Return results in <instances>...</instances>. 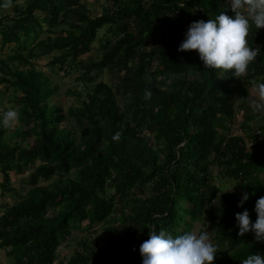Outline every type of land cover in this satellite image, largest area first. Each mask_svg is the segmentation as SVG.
Segmentation results:
<instances>
[{"label": "trees", "instance_id": "obj_1", "mask_svg": "<svg viewBox=\"0 0 264 264\" xmlns=\"http://www.w3.org/2000/svg\"><path fill=\"white\" fill-rule=\"evenodd\" d=\"M228 2L12 0L0 15V84L20 113L13 128L0 125V188L14 198L0 203L9 264H141L153 226L176 236L203 225L218 247L212 264L264 253V241L238 234L235 222L243 208L255 220L264 196V112L250 107L264 81V27L250 28L261 52L239 78L177 50L191 21L233 15ZM49 54L50 66L79 68L90 83L79 107L54 99L56 85L35 62ZM12 171H28L22 194ZM110 217L109 243L86 236L59 254L83 221L88 229Z\"/></svg>", "mask_w": 264, "mask_h": 264}, {"label": "clouds", "instance_id": "obj_2", "mask_svg": "<svg viewBox=\"0 0 264 264\" xmlns=\"http://www.w3.org/2000/svg\"><path fill=\"white\" fill-rule=\"evenodd\" d=\"M11 7L12 0L0 2V8ZM228 7L233 15L220 11L214 18L191 21L177 50H196L206 68L231 71L232 76L239 78L247 74L250 63L261 52L259 46L249 45L248 34L253 25L256 30L264 27V0H229ZM255 92L250 107L255 112H264V81L256 82ZM151 95V90L146 89L144 99H150ZM19 118L18 110L9 108L0 114V125L11 127ZM119 135L117 132L113 138L118 139ZM234 185L225 191H232ZM248 199L249 192H243L237 201L238 206ZM253 211L255 220L247 208L235 213L238 234L251 231L255 240L264 241V196L255 200ZM217 250L207 230L186 231L173 236L155 226L148 229V239L139 245L141 264H212ZM240 264H264V253L253 252Z\"/></svg>", "mask_w": 264, "mask_h": 264}, {"label": "rangeland", "instance_id": "obj_3", "mask_svg": "<svg viewBox=\"0 0 264 264\" xmlns=\"http://www.w3.org/2000/svg\"><path fill=\"white\" fill-rule=\"evenodd\" d=\"M14 3H12V7L9 9H0V15L11 13ZM105 31V28H102L100 30V33L102 34ZM45 34H41L40 37H43ZM6 49L3 51L0 50V56H5ZM1 58V57H0ZM51 58V55H46L43 58L37 59L35 62L36 64L45 72L46 75L49 76L51 82L56 85L57 89L55 92V100L60 99V104L67 109L70 106L79 107L81 104V101L83 98H85V89L90 90V83H86L80 79V76L82 75V70L79 68H67V69H61L58 65L50 66L49 60ZM100 78L103 80H106L108 83L113 84L115 81V77H112L108 73H103ZM98 80V78H97ZM87 85V86H86ZM115 87V85H113ZM3 85L0 84V96L2 99V106L5 110L9 108H14L15 102L12 100V94L10 91L8 92L6 89H4ZM4 91V93L2 92ZM18 122L15 124L17 125ZM14 125H12L10 128H13ZM234 127L239 125V122L234 123ZM241 130V129H238ZM28 174V171H25L23 175H17L13 171L10 172V182L12 185L20 191V193H24V189L26 186L22 183V179L26 177ZM2 180V176L0 175V181ZM218 182V181H217ZM219 184H221L223 190L228 189L232 186L233 182L229 179H223ZM14 198L10 197L9 194H2L1 188H0V203L2 202H12ZM117 227V219H113L112 217L109 218L106 222L96 224L94 227L86 228V221H83L80 228L72 229L70 236L68 237L67 243L70 245L67 247H60L58 252L60 255L64 254L69 256L73 250L76 248V242H78L80 239L85 238L88 236V238L94 237V239L99 241H105L110 242L111 241V234L108 230L109 227ZM196 232L199 231V226L197 225L195 228ZM201 231L207 230L206 228L202 227ZM208 231V230H207ZM65 242H63L64 244ZM0 264H9V261H7V257L5 256V253L3 249L0 248Z\"/></svg>", "mask_w": 264, "mask_h": 264}]
</instances>
